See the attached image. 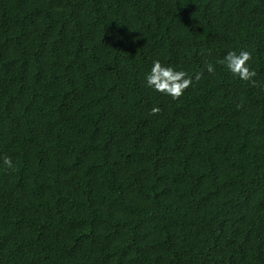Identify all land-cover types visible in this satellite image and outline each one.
<instances>
[{
  "label": "trees",
  "instance_id": "trees-1",
  "mask_svg": "<svg viewBox=\"0 0 264 264\" xmlns=\"http://www.w3.org/2000/svg\"><path fill=\"white\" fill-rule=\"evenodd\" d=\"M0 264H264V0H0Z\"/></svg>",
  "mask_w": 264,
  "mask_h": 264
},
{
  "label": "clouds",
  "instance_id": "clouds-1",
  "mask_svg": "<svg viewBox=\"0 0 264 264\" xmlns=\"http://www.w3.org/2000/svg\"><path fill=\"white\" fill-rule=\"evenodd\" d=\"M250 60L251 53L246 50H241L239 53L229 51L219 63L223 65L234 78H238L241 81H251L256 73L249 67ZM206 70L210 74L215 71L212 64L206 65ZM200 78L201 73H197L192 77L183 70H176L172 66L163 65L160 60H154L144 80L147 88L175 100L193 84L194 80L198 81ZM152 111L155 113L158 109L153 108ZM2 163L7 168L13 167V162L10 157H3Z\"/></svg>",
  "mask_w": 264,
  "mask_h": 264
}]
</instances>
